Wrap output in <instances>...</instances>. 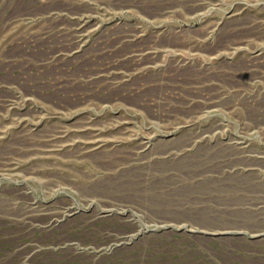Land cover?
Wrapping results in <instances>:
<instances>
[{"label":"rangeland","instance_id":"obj_1","mask_svg":"<svg viewBox=\"0 0 264 264\" xmlns=\"http://www.w3.org/2000/svg\"><path fill=\"white\" fill-rule=\"evenodd\" d=\"M0 264H264V0H0Z\"/></svg>","mask_w":264,"mask_h":264}]
</instances>
